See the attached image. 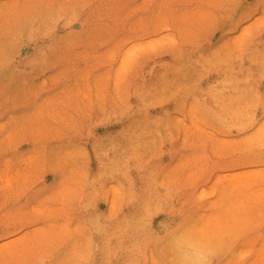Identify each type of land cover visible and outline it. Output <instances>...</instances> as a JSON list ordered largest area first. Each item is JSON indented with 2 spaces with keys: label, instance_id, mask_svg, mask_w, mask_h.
<instances>
[{
  "label": "rangeland",
  "instance_id": "obj_1",
  "mask_svg": "<svg viewBox=\"0 0 264 264\" xmlns=\"http://www.w3.org/2000/svg\"><path fill=\"white\" fill-rule=\"evenodd\" d=\"M0 264H264V0H0Z\"/></svg>",
  "mask_w": 264,
  "mask_h": 264
}]
</instances>
